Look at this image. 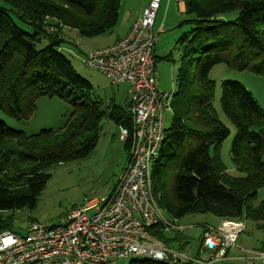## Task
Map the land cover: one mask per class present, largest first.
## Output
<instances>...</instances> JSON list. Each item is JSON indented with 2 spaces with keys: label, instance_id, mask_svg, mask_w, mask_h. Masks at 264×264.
<instances>
[{
  "label": "trees",
  "instance_id": "1",
  "mask_svg": "<svg viewBox=\"0 0 264 264\" xmlns=\"http://www.w3.org/2000/svg\"><path fill=\"white\" fill-rule=\"evenodd\" d=\"M180 1L188 17L182 23L191 29L178 42L172 120L151 165L152 196L171 220L208 213L264 222V202L252 206L264 187V109L239 83H221L220 109L236 130L231 159L245 173L229 176L219 158L228 130L212 107L215 85L208 78L217 64L264 77V0ZM118 8L119 0H0V111L27 119L39 97L61 98L71 108L56 131L26 135L0 121V212L33 208L49 179L48 168L93 152L103 117L127 131L128 154L130 109L92 99L90 83L61 53L64 27L87 38L101 36L115 27ZM7 230L8 219L0 218V232ZM164 233L154 225L144 240L158 246L166 242Z\"/></svg>",
  "mask_w": 264,
  "mask_h": 264
},
{
  "label": "built area",
  "instance_id": "2",
  "mask_svg": "<svg viewBox=\"0 0 264 264\" xmlns=\"http://www.w3.org/2000/svg\"><path fill=\"white\" fill-rule=\"evenodd\" d=\"M160 2L149 0L124 37L88 52L82 61L111 85L129 86L132 141L114 189L100 201L72 208L57 226L30 222L24 234L0 232V264H114L131 258L155 264H210L236 248L244 224L229 220L204 228L206 261L144 240L154 225L165 232L183 231L163 215L151 192V165L164 142L163 114L171 110L173 94L158 90L153 77L152 28ZM119 133L126 141L127 131L120 128ZM257 255L264 260V253Z\"/></svg>",
  "mask_w": 264,
  "mask_h": 264
},
{
  "label": "rangeland",
  "instance_id": "3",
  "mask_svg": "<svg viewBox=\"0 0 264 264\" xmlns=\"http://www.w3.org/2000/svg\"><path fill=\"white\" fill-rule=\"evenodd\" d=\"M148 1L119 0L117 23L112 30L101 36L87 38L80 36L74 29L64 27L62 30L61 53L70 61L75 72L90 83L91 98L102 101L103 106L117 104L124 109H129L128 86L125 83L111 85L103 74L86 68L82 62L84 56L93 49L110 44L117 35H121L135 19L140 7L146 5ZM187 19L188 17L179 11L177 0H162L160 2V9L156 14L153 27L155 39L152 55L154 60L153 77L158 90L174 93L176 89V72L181 52L178 42L191 29L189 24L182 23ZM13 21L21 29H25L22 23L15 19ZM159 30L161 31L159 32ZM208 78L215 85L212 107L219 121L228 130L227 137L219 147V158L229 176L243 177L245 173L238 170L231 159L230 149L236 130L220 109L221 83L224 81L239 83L251 94L258 107L264 109V77L246 71H237L225 64H217L210 70ZM70 112V105L61 98L39 97L35 100L34 109L27 119L16 120L0 111V121L12 130L22 131L26 135H34L41 130L56 131L62 128ZM171 120L172 112H164V129L170 126ZM119 131L113 122L107 117H103L100 122L97 145L93 152L84 159L48 168L46 173L49 175V179L39 193L33 208L25 207L17 211L0 212V218L8 219V229L24 234L30 222H38L48 227L57 226L72 208L80 207L88 201H100L106 198L114 189L127 158ZM210 154H213L212 149ZM261 161L264 163V152ZM262 202H264V187L257 190L252 206H257ZM167 219L171 221V219ZM218 221V217L207 213L188 214L175 220V223L188 222L190 227H194L196 222ZM242 223L246 228L243 235L248 237V243L254 249L251 256L254 257L261 251L260 242H264V222L243 220ZM196 233L197 231L193 232L192 237L185 240L179 237L177 242L170 243V246L177 252H186L192 249L190 251L196 253ZM166 237L171 238L168 234L165 235ZM199 258L202 261L207 259L204 252L199 253ZM136 260V258H131L117 261L114 264H150L142 262L140 259ZM256 262L264 264V261L262 263L261 260Z\"/></svg>",
  "mask_w": 264,
  "mask_h": 264
},
{
  "label": "crops",
  "instance_id": "4",
  "mask_svg": "<svg viewBox=\"0 0 264 264\" xmlns=\"http://www.w3.org/2000/svg\"><path fill=\"white\" fill-rule=\"evenodd\" d=\"M146 5H143L142 7H140L138 13L136 14L135 19L138 18L141 15V12H142L143 8ZM159 9H160V6H159ZM158 10H157V12H158ZM179 11H182V12L184 11L183 3H179ZM135 19L126 27L125 31L121 35H117L114 38V40L110 44H108L106 46H109L112 43H114L115 41H117L120 38L124 37L128 33V31L130 29V26L135 21ZM154 25H155V21H154ZM154 25H153V27H154ZM152 31H153V28H152ZM106 46H104V47H106ZM101 48H103V47H101ZM97 49H99V48H97ZM93 50H95V49H93ZM119 85H121V84H119ZM127 86H128V84H127ZM128 88H129V86H128ZM128 105L130 106V98H129ZM222 221H224V219H220L219 218L218 222H196V223H194L195 224L194 227H190L191 225L188 222H176V224L178 226L183 228V231L181 233H177V232H174V231L173 232H165L164 235L168 234V236H170L171 238H167L166 237L165 238L166 242H164L163 244L162 243H158L157 245L158 246L168 247V248L174 250L170 246V243L177 242L176 240L179 237H181L184 240L185 239H189L190 237H192L193 232L197 231V233H196L197 235H195L197 237V244L195 243V247L197 246V252L194 253V252L190 251L192 249H189L186 252L184 251V252H179V253L182 254L183 256L187 257V258H190V259L202 260V259L199 258V253L204 252L203 251V246H202V233L204 231V228L205 227H216ZM245 229L246 228L244 226L243 233H245ZM243 233L239 234V236L237 238V242H236V248H234V250L227 256V258H225L224 260H220V261L210 262V264H257L256 261L261 260V259L258 258V255H257L258 253L254 257L251 256L252 255V251L254 249L251 248V244L248 243V237L246 235H243ZM260 247H261V249H260L261 251L259 253H264V242L263 241L260 242ZM136 259L138 260V258H136ZM141 260L142 259H140V261ZM249 260H250V263H249ZM261 261L263 263L264 260H261ZM180 264H193V263H189V262H186V261H181Z\"/></svg>",
  "mask_w": 264,
  "mask_h": 264
}]
</instances>
